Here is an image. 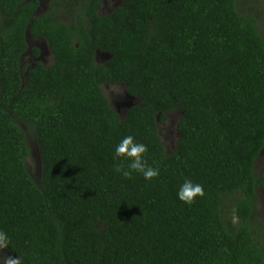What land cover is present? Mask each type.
<instances>
[{
	"label": "trees",
	"instance_id": "16d2710c",
	"mask_svg": "<svg viewBox=\"0 0 264 264\" xmlns=\"http://www.w3.org/2000/svg\"><path fill=\"white\" fill-rule=\"evenodd\" d=\"M243 1L258 0H120L106 14L100 0H49L37 15L39 0H0L6 254L21 264H264V226L251 219L264 191V169L254 171L263 16ZM27 30L46 42L49 65L22 66ZM105 83L137 98L123 118ZM175 110L167 151L157 118ZM128 135L147 146L157 177L115 172L127 168L114 150ZM33 148L38 176L27 165ZM185 180L204 190L191 205L177 197Z\"/></svg>",
	"mask_w": 264,
	"mask_h": 264
},
{
	"label": "rangeland",
	"instance_id": "374dc122",
	"mask_svg": "<svg viewBox=\"0 0 264 264\" xmlns=\"http://www.w3.org/2000/svg\"><path fill=\"white\" fill-rule=\"evenodd\" d=\"M101 7L99 9L100 14H106L113 10L120 3V0H100ZM49 0H40L39 6L37 8V13L44 12L48 7ZM243 1L242 8L244 10L254 11L258 9V12L262 14V18L259 23V30L264 38V0H258L257 3ZM27 41L29 43V49L22 56V66L30 68L36 61L43 63L44 65H49L52 61V54L49 51L46 42L41 38H36L28 34ZM37 48L39 50V55L32 54V48ZM108 55L103 53H97L95 58L97 61L101 62L103 59L107 58ZM102 89L106 97L108 98L112 108L118 112L121 118L125 115V109L137 102V98L130 96L124 84H102ZM181 116L179 110L166 113L163 120L157 118V131L160 135L161 141L166 147L167 151H172L175 147L176 140L178 137L177 123ZM32 145L31 140H29ZM35 148V147H34ZM33 148L32 156L27 158V165L29 171L35 172L38 176V163L39 158L37 151ZM256 159L254 164L255 173H260L264 169V151L262 155ZM252 221L259 226H264V191L261 188L256 190V205L251 217Z\"/></svg>",
	"mask_w": 264,
	"mask_h": 264
},
{
	"label": "clouds",
	"instance_id": "9594fccd",
	"mask_svg": "<svg viewBox=\"0 0 264 264\" xmlns=\"http://www.w3.org/2000/svg\"><path fill=\"white\" fill-rule=\"evenodd\" d=\"M147 146L136 140L132 135L125 136L116 146L114 155L116 158L128 161L127 168L117 165L115 172L122 174L125 178H130L133 172L141 174L146 181L152 180L159 175L158 167H152L147 163L145 154ZM204 190L202 185L185 180L177 191V197L185 204L191 205L197 197H202ZM11 245L9 235L0 231V264H21L19 255L13 257L4 252Z\"/></svg>",
	"mask_w": 264,
	"mask_h": 264
},
{
	"label": "water",
	"instance_id": "95a60500",
	"mask_svg": "<svg viewBox=\"0 0 264 264\" xmlns=\"http://www.w3.org/2000/svg\"><path fill=\"white\" fill-rule=\"evenodd\" d=\"M27 1V0H26ZM38 13H37V9L35 10V12H34V15H37ZM27 36H28V30H27V32L25 33V38H26V41H27ZM27 44H28V48H27V50L29 49V43H28V41H27ZM34 65V64H33ZM32 65V66H33ZM31 66V67H32Z\"/></svg>",
	"mask_w": 264,
	"mask_h": 264
},
{
	"label": "flooded vegetation",
	"instance_id": "af4514ba",
	"mask_svg": "<svg viewBox=\"0 0 264 264\" xmlns=\"http://www.w3.org/2000/svg\"><path fill=\"white\" fill-rule=\"evenodd\" d=\"M39 3H40V0H39ZM38 6H39V5H38ZM39 53H40V52H38V55H39ZM125 111H126V109H125ZM263 151H264V148H263V150H262L261 153H260L261 155H262V152H263ZM261 155H260V156H261Z\"/></svg>",
	"mask_w": 264,
	"mask_h": 264
}]
</instances>
